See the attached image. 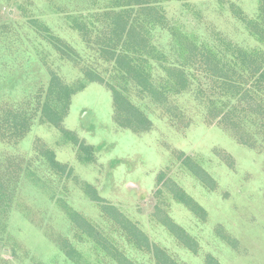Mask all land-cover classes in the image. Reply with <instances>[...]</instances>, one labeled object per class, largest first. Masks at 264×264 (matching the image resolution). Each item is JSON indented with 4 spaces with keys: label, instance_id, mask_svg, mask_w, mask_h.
<instances>
[{
    "label": "rangeland",
    "instance_id": "1",
    "mask_svg": "<svg viewBox=\"0 0 264 264\" xmlns=\"http://www.w3.org/2000/svg\"><path fill=\"white\" fill-rule=\"evenodd\" d=\"M52 80L85 83L57 126ZM154 247L264 264V0H0V264H157Z\"/></svg>",
    "mask_w": 264,
    "mask_h": 264
},
{
    "label": "trees",
    "instance_id": "2",
    "mask_svg": "<svg viewBox=\"0 0 264 264\" xmlns=\"http://www.w3.org/2000/svg\"><path fill=\"white\" fill-rule=\"evenodd\" d=\"M124 6H131V5L126 4ZM124 6L122 5V6H119V7H120V9H122V7H124ZM122 11H125V10H122ZM133 32H134V29L132 27V24L130 26L128 24V26H126L127 38H129V39L132 38L131 35L133 34ZM115 34H117L118 36L120 35L117 31H115ZM127 74L131 75V72L127 70ZM85 76L86 77H90V76H88V74H86ZM131 77L134 78V76H131ZM178 79L186 81V79H185V77H184L182 72L179 75ZM137 80H138V83H139V76H137ZM83 81H85L86 83H92L95 80H89V81L83 80ZM141 82H142L143 85L147 84V81L142 76H141ZM49 84H50V86H49ZM49 84H48L49 88H48L47 96H46L45 100L43 101V105H42V107H43L42 108L43 109V114L42 115H44L45 119L48 120L47 122H49L51 125L57 126L60 123L61 118L64 116V114L66 112L67 105H68V99L70 98V96L73 93H75V91L76 92L81 91L85 87V83L81 82L79 84L78 88L75 91L69 90L68 87L61 88L60 86H58L56 84L55 80H52V82L51 83L49 82ZM113 99H114V103H115V105L117 107L118 106H120V107L122 106V101H121L122 96H121L120 92H117V91L113 90ZM120 101H121V103H120ZM10 125H11L10 128L14 129L15 132L18 131V132L21 133L22 131L26 130L25 125H23L22 123L18 124L17 122L13 121ZM133 125H136V124L133 123ZM66 136H69V135L66 134ZM80 148H81V150H83L85 152L87 151L81 145H80ZM49 158H50V156H49ZM50 165L52 167H54V168L58 167L57 163L54 162L52 157H51ZM123 225L124 224L122 223V226ZM85 226L88 228L87 225H85ZM127 231H129V233H130V234H127L128 237L131 236V237H134L135 239H137V242H135V246H137V248H141V247L145 246L144 248L146 250H148V246H147L148 243L146 241L145 236L141 235V233L133 226L128 227ZM90 239H91V241L94 242V244H95V246H96V248L98 250H100V251H103V250L108 251L106 249V247H105V244H104V242H106V240L103 239L101 236H94L93 238H90ZM67 254L69 256H71L72 252L68 251ZM154 257L156 259L157 264H165L166 263L165 262V257H166L165 254H163L156 247H154ZM121 263H122V260H121Z\"/></svg>",
    "mask_w": 264,
    "mask_h": 264
}]
</instances>
